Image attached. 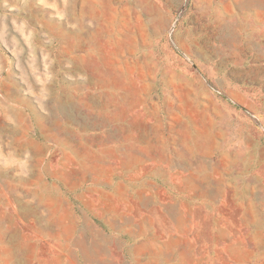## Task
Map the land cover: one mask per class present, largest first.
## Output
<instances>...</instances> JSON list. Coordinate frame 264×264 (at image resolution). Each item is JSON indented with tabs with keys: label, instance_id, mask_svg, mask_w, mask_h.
Listing matches in <instances>:
<instances>
[{
	"label": "rangeland",
	"instance_id": "1",
	"mask_svg": "<svg viewBox=\"0 0 264 264\" xmlns=\"http://www.w3.org/2000/svg\"><path fill=\"white\" fill-rule=\"evenodd\" d=\"M0 264H264V0H0Z\"/></svg>",
	"mask_w": 264,
	"mask_h": 264
}]
</instances>
